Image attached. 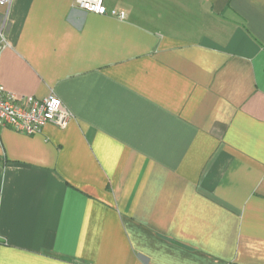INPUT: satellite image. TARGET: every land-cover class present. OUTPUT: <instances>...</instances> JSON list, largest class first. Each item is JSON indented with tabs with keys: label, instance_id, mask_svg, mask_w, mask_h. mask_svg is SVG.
I'll use <instances>...</instances> for the list:
<instances>
[{
	"label": "crops",
	"instance_id": "1",
	"mask_svg": "<svg viewBox=\"0 0 264 264\" xmlns=\"http://www.w3.org/2000/svg\"><path fill=\"white\" fill-rule=\"evenodd\" d=\"M0 0V264H264V0Z\"/></svg>",
	"mask_w": 264,
	"mask_h": 264
},
{
	"label": "built area",
	"instance_id": "2",
	"mask_svg": "<svg viewBox=\"0 0 264 264\" xmlns=\"http://www.w3.org/2000/svg\"><path fill=\"white\" fill-rule=\"evenodd\" d=\"M9 3L10 0H1ZM80 10L124 20L125 14L117 10H109L103 0H75ZM103 9L101 11L100 9ZM3 28L0 26V46L5 43ZM73 115L67 111L61 100L54 94L44 99L35 97H18L0 85V127L11 128L24 134L35 135L47 125H54L66 129L73 120Z\"/></svg>",
	"mask_w": 264,
	"mask_h": 264
},
{
	"label": "snow or ice",
	"instance_id": "3",
	"mask_svg": "<svg viewBox=\"0 0 264 264\" xmlns=\"http://www.w3.org/2000/svg\"><path fill=\"white\" fill-rule=\"evenodd\" d=\"M100 10H101V11H103V9H102V8H101Z\"/></svg>",
	"mask_w": 264,
	"mask_h": 264
}]
</instances>
